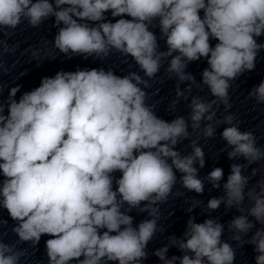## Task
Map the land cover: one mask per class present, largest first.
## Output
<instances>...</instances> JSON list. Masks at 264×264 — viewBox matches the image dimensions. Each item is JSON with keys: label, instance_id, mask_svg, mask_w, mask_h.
<instances>
[{"label": "clouds", "instance_id": "obj_1", "mask_svg": "<svg viewBox=\"0 0 264 264\" xmlns=\"http://www.w3.org/2000/svg\"><path fill=\"white\" fill-rule=\"evenodd\" d=\"M49 20L56 28L51 43L64 58L102 63L119 54L139 72L61 69L31 90L22 92L18 83L8 87L6 98L0 83V209L15 222L11 231L18 242L37 249L42 236L50 237L47 264H144L150 242L166 231L159 226L160 206L183 195L173 193L177 182L203 194L207 181L223 189L206 202L208 217L197 222L189 215L182 235H169L151 255L161 264H235L232 241L251 245L255 264H264V178L249 187L244 174L264 161V147L229 111L232 83L253 71L264 51V0H0L5 37L22 24L38 29ZM18 47L0 40V53ZM201 59L208 66L198 82L187 68ZM165 62L168 79H176L167 110L174 113L181 100L189 101L187 119L164 120L149 102L147 90ZM7 71L0 60V73ZM202 85L211 99L192 95L193 86ZM248 97L264 104V80ZM221 105L225 114L218 118ZM221 125L220 151L234 161L223 183L221 167L199 176L206 161L198 140L214 138ZM193 134L197 138L190 140ZM186 140L191 151L183 154L177 146ZM256 172L252 168L251 175ZM201 203L193 200L185 211ZM221 205L239 213L227 222L228 240L222 239L225 224L210 215ZM133 211L147 218L134 223ZM171 248L181 254L169 256ZM25 255L17 243L0 239V264H21Z\"/></svg>", "mask_w": 264, "mask_h": 264}]
</instances>
